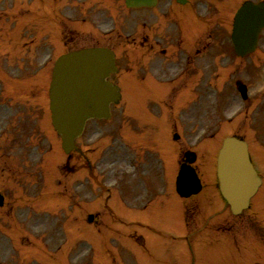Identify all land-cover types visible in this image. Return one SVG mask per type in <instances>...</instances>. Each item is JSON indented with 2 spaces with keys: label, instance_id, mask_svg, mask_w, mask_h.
<instances>
[{
  "label": "rangeland",
  "instance_id": "374dc122",
  "mask_svg": "<svg viewBox=\"0 0 264 264\" xmlns=\"http://www.w3.org/2000/svg\"><path fill=\"white\" fill-rule=\"evenodd\" d=\"M111 1L115 3L116 12L119 11L121 14L120 6L122 3L118 0ZM210 1L211 4L206 6L207 9L197 6L196 11L199 12H197L196 24H192L195 23L194 20L186 19L182 27L183 29L187 27L190 36L196 32V36L190 39L199 41L202 38L201 44L203 45L208 33L214 36L213 39L219 43L220 50L216 53L217 56L213 57V61L216 62L218 60L216 58L219 57L220 61L224 62L222 68L227 69L230 83L232 77L243 78L248 83L249 94L252 95L251 101L248 103L243 101L237 88L228 85L229 87L221 91V93L225 92L223 94L225 95L224 105L215 104V94L208 93V102L211 103L205 105L207 110L204 111V106H197L196 109L191 107V109L186 110L184 115L181 114L179 119L192 126L191 118L193 117L198 123L196 114L200 112L203 115L211 114L214 124H216L218 116L222 119L228 117L230 123L218 128V132L220 131L218 136L209 140L210 142L204 144V147L199 148L198 153L201 150L199 155L204 156L206 160L205 162L201 158L198 160L199 163L204 168L210 167L211 160L213 165L216 163L215 157L218 153L216 149L226 135V131L227 134L237 132L249 137H252L253 133L254 142L250 146L257 167L264 173V146L258 145L255 130L249 128L258 119L264 124V38L259 50L255 51L253 55H248L242 60L234 57L233 51L229 48V43L224 41L226 38L224 31L229 38L234 12L244 0ZM166 2L167 0H164L162 5ZM34 4L31 3V0H0V13H3L0 16V78H2L0 79V88L2 89V86L7 85L5 92H0V126L1 130L4 129V134L0 132V192L5 196V203L0 206V264H125L128 259L131 260V255L127 257V254L118 248V252L123 254L121 257L115 251V247L120 246L123 242L122 239L128 243L125 244L128 245V248L124 250L132 252L134 258L137 257L136 261L140 262L141 259L143 260V255L140 252L142 247L138 245L139 240H136V244L133 243V246L140 251L134 250V247L132 251L130 249L132 243L130 242L134 240L135 236L132 240L130 236L120 235L125 231L132 233L138 224L132 226L130 224L133 223L127 224L126 221L121 223L124 214L118 207L119 212L115 210L112 218L107 219L110 213H106L107 215L103 214V220L97 218L99 222L93 223L88 219L91 212L104 210L106 206L103 205L105 203L96 202L90 192L84 193L77 190L79 175L77 154L73 153V158L68 160L67 153L62 147L61 137L51 124L47 92L54 60L37 72L38 63L35 62L38 60L40 65L43 64L44 54L41 53L42 51L34 49V45L30 46L24 42L30 40L34 29L30 16L40 14L28 10ZM59 7L60 5L55 8L58 9ZM45 9L51 8L39 2L34 10L41 12ZM212 11L214 13L211 14ZM217 16H221V21L226 22L227 26L224 27V31L217 27L215 31L213 30ZM198 21H203L204 29H198ZM60 24V20L55 18V12H53L51 22L44 21L41 26L49 32L59 28ZM53 41L56 43L57 51H64L65 46L61 41L56 38ZM133 53L140 54V50L136 49ZM21 57H27L28 60H31L28 62L24 59L19 60ZM217 69L213 68L212 75L218 74ZM118 79L126 85L123 76ZM226 89L229 90L226 91ZM146 95L147 92L142 90L125 92V98L129 105L140 103V98ZM120 106H125V103L123 102ZM247 108L248 110H246ZM244 110H246V114ZM133 112V118H129L127 115L132 122L138 115L137 111ZM118 115L120 114L118 113ZM16 118V127L20 134L14 133L13 130L12 123L16 121ZM169 121H171L170 116L167 128L163 126L166 131L163 136L167 139L172 137V134L169 133ZM112 124L114 127L118 126L114 120L109 123V126ZM150 125L151 123L142 129L138 135H144L142 139L153 137L155 142L159 144L160 150L163 151L168 142L161 138L156 139ZM217 126L218 123L215 127ZM192 128L194 129V127ZM127 130L123 125L119 127V132L123 135L127 134ZM194 133L192 132V137ZM84 139L80 140V144L83 142V146ZM110 139L112 140V137ZM106 142L105 140L101 141L100 146ZM37 144L40 145V148ZM85 145L87 144L85 143ZM163 146L165 147L163 148ZM84 147L87 148V146ZM122 154L125 153L122 152ZM164 155L168 161H172L170 151ZM86 156L87 158L92 157L90 154ZM144 160L145 157L142 162ZM81 162H83L82 159ZM125 162L129 164L130 161L127 159ZM128 167L133 169L132 165H128ZM145 167H148L147 162L136 168L143 171ZM172 167L167 166L168 172ZM140 170H138V174L142 173L141 175H143L144 172ZM146 174L150 189L157 190L156 187H160L159 183L161 182L157 174L154 176L153 172L147 173V170ZM141 175L137 177L134 175L133 178L138 179ZM115 177L117 176H113V178ZM167 179L169 181L173 179L171 170L167 174ZM260 187L254 204L250 207L251 209L237 216V219H234L230 209L223 208L224 203L212 206L211 200L208 202L205 200L206 196L196 201L197 206H190V200H187L188 203L186 204H181L182 216L184 218H187L186 215L188 214L192 216L190 222V230L193 233L191 241L193 244L201 242V250L208 246L211 249L210 254L204 259V264H264V184ZM141 190H138L136 195L127 200L128 204H139L141 207L142 200H144L143 191L141 195L139 193ZM164 191L165 201H168L170 199L169 194L166 190ZM213 192L216 193L215 190ZM160 203L163 206L166 202ZM216 209H219L221 214L209 217L211 213L217 211ZM129 215L125 213V217ZM119 219L121 220L120 223L116 221ZM162 219L158 217L156 222L154 220L149 221L153 224H161ZM170 219L171 216L165 217L163 223L170 222ZM209 222L212 227L211 231H207ZM216 226H225V229L228 227L229 236L224 234L227 236L225 237L227 240H220L221 236L217 235L219 241H215L216 244L212 247L208 240L218 234L215 229ZM232 231L235 234L231 235ZM141 232L145 233V230L139 229V233ZM217 243L220 245L216 246ZM154 244L156 243L154 242ZM159 245L156 244V247L158 248ZM194 249L197 255L196 264H199L200 259H202L199 255V247L194 246ZM152 252L153 260L149 259L148 264L161 263L158 258H155L157 251L152 250ZM83 253L86 256L83 257ZM189 254L190 252L181 255V258L187 260L186 263L191 261ZM256 258L259 262L255 260Z\"/></svg>",
  "mask_w": 264,
  "mask_h": 264
},
{
  "label": "flooded vegetation",
  "instance_id": "af4514ba",
  "mask_svg": "<svg viewBox=\"0 0 264 264\" xmlns=\"http://www.w3.org/2000/svg\"><path fill=\"white\" fill-rule=\"evenodd\" d=\"M78 1H81L80 5L76 4ZM175 1L152 8L143 7L138 12L122 13L117 18L111 0H103L98 3L96 9L86 5L83 0H72L69 7H76V11L82 10L86 14L76 16L73 11L69 13L65 6L63 9L70 16H64L63 21L71 20L77 23V32L82 40L108 45L116 51L119 71L113 73L110 80L118 82L122 91H157L159 88L168 91L202 89L212 82V67L207 61L209 49L212 47L208 41L211 34L206 35L204 45L201 44L202 38L199 41L191 40V37L196 36V32L192 36L188 35L189 30L187 27L183 29L182 24L186 19H192L195 22L192 24H196L199 11H196L193 0L184 5ZM209 1L203 2L204 9ZM202 23L203 21L199 22L198 29L205 28ZM73 31L76 29H69V32ZM136 49L140 50V54L133 53ZM120 76L125 78L126 85L118 79ZM171 118L175 120L171 128L179 127V121H176L178 118L170 116ZM160 121L150 125L156 139L160 138L157 137L158 130L163 128ZM155 123L159 125H154ZM142 124L147 125L148 122L144 121ZM93 128L92 134L97 129L104 131L99 125H94ZM154 145L158 143L155 142ZM102 170L105 171L106 167ZM90 172L95 176L94 166ZM101 175L106 176L107 173L103 172Z\"/></svg>",
  "mask_w": 264,
  "mask_h": 264
},
{
  "label": "water",
  "instance_id": "95a60500",
  "mask_svg": "<svg viewBox=\"0 0 264 264\" xmlns=\"http://www.w3.org/2000/svg\"><path fill=\"white\" fill-rule=\"evenodd\" d=\"M155 2L156 0H127L129 5L134 6ZM257 16L261 22L257 23ZM234 22L233 40L238 53L252 50L259 29L264 25V3L246 2L237 12ZM104 50L96 48L74 51L61 56L55 65L49 92L51 114L66 151L75 147V138L81 134L88 118L109 116L110 103L118 102L121 98L119 88L106 80V75L114 69V60ZM246 145L237 138L228 137L218 160L220 189L235 213L248 206L249 197L259 183L257 173L247 156ZM181 170L179 191L184 195L197 191L199 182L194 172L188 167ZM2 202L0 195V203Z\"/></svg>",
  "mask_w": 264,
  "mask_h": 264
},
{
  "label": "bare ground",
  "instance_id": "6f19581e",
  "mask_svg": "<svg viewBox=\"0 0 264 264\" xmlns=\"http://www.w3.org/2000/svg\"><path fill=\"white\" fill-rule=\"evenodd\" d=\"M258 22H261V20H260V18L257 16V23H258ZM87 101L90 102L89 100H87ZM87 101H85V102H87ZM96 103H98V102H96ZM97 107H98V105H97ZM97 107H96V108H97Z\"/></svg>",
  "mask_w": 264,
  "mask_h": 264
}]
</instances>
